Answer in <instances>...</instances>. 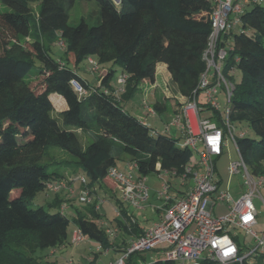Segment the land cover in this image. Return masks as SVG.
<instances>
[{"label":"trees","instance_id":"obj_1","mask_svg":"<svg viewBox=\"0 0 264 264\" xmlns=\"http://www.w3.org/2000/svg\"><path fill=\"white\" fill-rule=\"evenodd\" d=\"M76 1L0 0V26L11 35L0 52V264H47L37 257L39 252L72 244L71 219L60 211L63 199L59 195L48 209L28 206L30 199L47 191L49 183L65 178V173L49 172L58 163L50 156V148L64 150L78 160L72 177L85 173L96 196V185L110 182L118 189L108 171L119 168L126 156L138 165L141 177L161 171L182 176L190 162L191 150L179 139L157 132L125 109L112 82L120 68L128 77L123 96L127 102L141 85H154L157 66L165 64L179 93L190 101L207 68L203 54L212 31V2L81 0L97 3V23L90 25L82 19L71 26L68 10ZM37 3L40 9L35 17L32 5ZM241 21L236 31L224 36V43H230L224 75L235 83L229 121L232 126L246 122L256 136L251 139L245 134L237 145L251 174L259 177L264 175V6H248ZM33 23L35 42L22 45L20 38L32 36ZM60 41L65 43L67 64L63 66L52 56ZM90 58H96L98 65L111 66L94 73L96 86L69 67V63L78 67ZM33 72L42 77L35 87L31 86L35 78L28 79ZM236 72L241 74L240 81L234 78ZM72 82L86 90L87 96L79 98ZM58 98L66 108L55 118L52 113ZM209 109L211 120L225 128L222 113ZM155 112L162 113L159 105ZM182 126L186 128V122ZM80 132L91 133L86 148ZM117 206L118 228L132 241L137 239L143 228L131 222L122 200H117ZM96 207L97 201L76 209L73 223L107 250L115 243ZM122 243L126 248L131 244ZM150 259L151 254H136L128 264H148ZM243 264H264V257Z\"/></svg>","mask_w":264,"mask_h":264},{"label":"built area","instance_id":"obj_2","mask_svg":"<svg viewBox=\"0 0 264 264\" xmlns=\"http://www.w3.org/2000/svg\"><path fill=\"white\" fill-rule=\"evenodd\" d=\"M116 4V0H113ZM214 6L211 16L212 31L207 48L203 54L206 71L200 78L199 85L194 91L192 99L182 108V116L186 119V128L182 122H177L187 134L182 145L192 151H197L198 161L190 160L182 176L174 171H161L171 178L178 180L179 188L174 187L172 181H165L162 177V190L152 191L147 183V177L138 175V165L128 163L125 170L112 167L108 176L117 184L122 192V202L128 208L143 211L156 198L160 205L154 210L163 214L162 218L151 226L144 228L143 233L130 246L122 251V255L114 264H128L131 256L136 254L166 255L167 259L155 261L154 264L171 262L174 264H243L246 260L264 257V233L255 232L259 224V213L254 200L264 199L261 190L264 188V175L254 177L246 166L234 136L235 128L230 124V109L226 112L224 127L221 128L211 119L203 118V107L200 103V94L204 93V104L213 111L221 112L220 93L222 90L230 103L235 83L227 79L224 69L228 58L230 43H224V36L237 30L242 24L241 15L251 5L264 6V0H210ZM63 48L65 43L60 41ZM90 64L95 73L98 66L90 58ZM63 66V65H62ZM128 77L122 74L118 79L115 95L125 94ZM72 86L79 98L87 96L78 83ZM155 115V111L150 110ZM226 129V133H225ZM245 133L241 134L244 137ZM232 138L238 152V161L230 165L233 177L242 176L244 184L240 187L237 198L222 189L223 180L218 173L217 161L224 154L229 139ZM158 169L161 167L158 166ZM160 172V173H161ZM159 173V174H160ZM75 178L84 188L79 194L80 202L92 205L98 196L89 188L88 180L84 175ZM47 191L54 194L68 192L74 194L70 183L65 180L49 183ZM225 205L227 215L218 217L216 207ZM99 210V206L96 207ZM68 206H61L60 211L67 214ZM118 213V212H117ZM130 216V215H129ZM118 217L120 214L118 213ZM131 222H137L134 216ZM233 231L244 232L246 236L254 238V244L246 248L239 234ZM110 233V231H107ZM115 236L119 233L115 230ZM114 236V234H113ZM114 240V238H111ZM86 236L79 230L73 233L72 245L78 246L86 241ZM160 246L167 249H159ZM247 249V252H246ZM94 262V258H90ZM73 264V262L69 263ZM148 264H151L148 262Z\"/></svg>","mask_w":264,"mask_h":264},{"label":"rangeland","instance_id":"obj_3","mask_svg":"<svg viewBox=\"0 0 264 264\" xmlns=\"http://www.w3.org/2000/svg\"><path fill=\"white\" fill-rule=\"evenodd\" d=\"M34 16L36 17L38 11H39V3L32 5ZM5 11H9V9H4ZM99 13V6L96 2H87V1H81L78 0L75 2V4L68 10L69 14V25L71 26H77L82 19H85L88 21L90 25H95L97 23V17ZM31 31L33 32L32 36L28 37H21L20 43L22 45H28L35 42V24L33 23ZM236 31V30H234ZM11 38L10 34H7L2 30L0 26V52H2L3 44ZM60 43V42H59ZM52 56L59 61L61 65H66V55L65 50L61 44H57L53 47ZM95 62V67L98 66L99 69L105 68L103 65H98V61L96 58H92ZM69 67L75 71L77 74H79L82 77H85L88 79L89 84L91 86H96L98 83V79L95 78V74L93 72L94 66L90 64V59L83 60L79 66H75L74 63H69ZM118 74L120 73V68H118ZM234 78L236 81L241 80V74L239 72H236L234 74ZM119 77V76H118ZM118 77H116L112 84H117ZM35 78V79H34ZM29 80H33L34 83L31 84L32 87H35L38 80H41L42 77H39L38 75L31 73ZM142 86V85H141ZM140 86V90L145 91L146 96L143 98L142 96H139L140 102L143 104V106H139L135 108V110L130 107H127V111L131 114L138 117L142 122L147 123L153 127V129H157L161 132L167 133L169 136L179 138V141L181 143H184L183 138L181 137V126H177V122L183 121L182 114L178 116H173L171 113H164L162 115V119L156 118L152 113H150L149 109L155 111V106L151 107L148 105L152 97L150 95L148 96L149 92H156L158 96H169V100H175L179 96V91L176 85L173 84L172 81H169V83L165 80L160 79L158 84L154 85H146L147 89L143 90L144 87ZM155 86L154 88H152ZM139 90V91H140ZM124 94L120 97H117L118 100H120L123 104L126 102L123 98ZM220 104H221V113L223 116V119H226V112L228 109H230V104L228 103L226 99V95L224 91L220 93ZM200 101H206V97L204 93L200 94ZM183 106V105H182ZM64 108V103L55 102V108L52 113L53 117L59 118L60 116V110ZM161 120V121H160ZM167 127L171 129V132H167ZM233 127L235 128L234 136L238 139L241 138V134L245 133L248 138L256 139V136L254 135L253 131L249 128L248 124L246 122L242 123H235L233 124ZM91 133H83L79 134L80 140L82 142V145L84 148L87 147V145L91 142L92 137L90 135ZM228 146L224 150V154L221 158L217 161V168L218 173L220 174L223 183H222V189L225 191H229L237 198V193L240 189V187L243 186L244 181L242 176L239 177H233L230 173V165L232 162L238 161V152L236 149L235 144L232 141V138L229 139ZM50 156L54 159L56 162H60V164L55 163L49 168V172H58L61 174L65 173V178L63 180L68 181L71 185V187L74 190V194H69L68 192H63L60 194H54L49 191L41 192L36 197L30 199L28 202V206L30 209H38L41 207H44L46 209L49 208L48 204L55 198L56 195H59L63 202L61 203V206H68L67 213L70 216L71 219V226H70V233L73 234V231L75 229L73 220L76 216V209H82L83 207H86L87 205H84L80 202L79 194L84 188L75 178H72V175H74V172L76 170V166L78 163V160L71 156L68 152L58 149V148H50L49 149ZM126 161L121 162L119 165V168H123L125 165L130 163V158L126 156ZM200 158L197 151H192L190 154V160H196L198 161ZM51 162V161H48ZM53 162V161H52ZM161 166L160 164L158 165ZM81 175H84L87 180L88 184H90V178L85 173H80ZM160 177L163 178L165 181H172L174 187L179 188L178 180L171 178L170 175L165 174L164 172L159 173H153L147 177V183L152 191V194L155 192H160L162 190V180ZM97 193L98 199L97 206H99V213L103 215V220L101 222L102 225L106 228L107 231H110L109 236L115 243L114 246L110 247L109 249L105 250L102 248V245L98 242L92 241L86 237V241L78 246L75 245H67L64 247V253L62 251L59 252V254L56 253V251L53 250H46L39 252L37 254V257H39L43 262H46L47 264H52L55 262V264H69L73 262V264H114L117 259H119L122 255V251L126 248L128 245H122L124 233L120 231L115 236V230L117 227L115 226L116 219L118 217V211L119 207L117 206V200L122 199V192L120 189H114L110 182H107V184H104L103 186H97ZM93 190V189H92ZM261 195L264 199V188L261 190ZM155 200V201H154ZM151 202H158V200L153 199ZM255 206L257 208V211L259 213V224L254 229L255 232L262 234L264 233V203L261 201V199L256 198L254 200ZM71 204L73 207H71ZM60 206V207H61ZM128 208V206H125ZM97 210V208H96ZM216 213L218 217H223L227 215L228 208L225 205H219L216 207ZM131 214L134 215L136 220L138 221V224L140 227H149L153 222L159 221L158 216L152 212V210L149 208L144 211H136L134 209H131ZM107 224V225H106ZM233 233L239 234V239L244 241L246 244V248H248L250 245L254 244V238L252 236H246L244 232L240 231H233ZM114 234V236H113ZM111 241V242H112ZM60 249V248H59ZM159 249H167L163 248V246H160ZM247 252V249H246ZM94 258V262H90L89 258ZM57 258L59 259V263ZM167 259L166 255H156L151 254L150 263L154 264L155 261L161 260L164 262Z\"/></svg>","mask_w":264,"mask_h":264},{"label":"crops","instance_id":"obj_4","mask_svg":"<svg viewBox=\"0 0 264 264\" xmlns=\"http://www.w3.org/2000/svg\"><path fill=\"white\" fill-rule=\"evenodd\" d=\"M111 66L110 65H107V66H105V68H110ZM122 73H121V71H120V73L117 75V76H120ZM88 83H89V81H88V79L87 78H85V77H83ZM95 78L97 79V76H95ZM160 79H162V80H166L168 83H169V81H172V76H171V74L169 73V71H168V69H167V66L165 65V64H159L158 66H157V76H156V83L155 84H158L159 83V80ZM98 83V82H97ZM98 85V84H97ZM114 86H118V81H117V84H115ZM141 87H144L143 88V90H145V89H147V86L146 85H142ZM155 86H153L152 88H154ZM148 96L150 95V97H152V99H151V101L150 102H152V103H149L148 102V105H150L151 107H153V105L155 106V105H159V107H160V109L162 110V113H157V112H155V117L156 118H158V119H162V115L164 114V113H171L173 116H178V115H180V114H182V108H183V106H184V104L186 103V98H184L180 93H179V96L175 99V100H169L168 99V95L166 96H158V94L156 93V92H149L148 91ZM139 96H142L143 98L146 96V94H145V91H142V90H140L139 91V93L134 97V98H132L131 100H129V101H127V102H125L124 103V106H125V109L127 110V107H130L131 109L133 108L134 110H135V108H137V107H141V106H143V104L140 102V100H139ZM57 102H61V103H64V108L63 109H61L60 111H62V110H64L65 108H66V104H65V102L62 100V99H60V98H58L57 100H56ZM200 103H201V106L203 107V112H202V117L203 118H207V119H211L212 118V111H210V109L204 104V101H200ZM183 105V106H182ZM151 109H149V111H150ZM153 115V114H152ZM135 116V115H134ZM138 118V117H137ZM139 119V118H138ZM140 120V119H139ZM161 121V120H160ZM183 121L184 122H186V119L184 118L183 119ZM182 121V122H183ZM144 124H147V123H144ZM149 125V124H148ZM150 127H152L151 125H149ZM153 128V127H152ZM155 130V129H154ZM156 131L157 132H160V133H164V132H161V131H159V130H157L156 129ZM168 131H170L171 132V129L170 128H168L167 127V132ZM180 131H181V137L183 138V140L185 141L186 140V137H187V134H186V131L181 127V129H180ZM80 134H81V132H80ZM165 134V133H164ZM167 134V133H166ZM168 135V134H167ZM177 139H179V138H177ZM181 143V142H180ZM125 168H126V165L123 167V168H121L122 170H125ZM97 186H100V185H96L95 186V190H96V192L98 191L97 190ZM98 193V192H97ZM153 199H156V198H152V201H153ZM157 200V199H156ZM155 201V200H154ZM160 205V202L158 201V202H156L155 204H154V202H150V204L144 209V210H147V209H151L152 210V212L154 213V214H156L157 216H158V219L160 220L161 218H162V216H163V214L162 213H160V212H156L155 210H154V208L156 207V206H159ZM127 209V212H128V214L130 215V216H134L133 214H131V209L130 208H126ZM143 210V211H144ZM138 222V221H137ZM154 223V222H153ZM152 223V224H153ZM151 224V225H152ZM107 225V224H106ZM150 225V226H151ZM116 227H117V229L116 230H118L119 232L121 231L122 232V234L124 233V231L123 230H120L119 228H118V226H117V224L115 225ZM143 229L144 228H147V227H142ZM76 231V228L74 229V231H73V233ZM123 241L125 240V241H127L128 243H130V242H132V239H131V237L129 236V235H127V234H125L124 233V238L122 239ZM135 240V239H134ZM64 247H61L60 249L58 248V249H55V250H53V251H56V253L57 254H59V252L60 251H62V253L61 254H63L64 253ZM91 258V257H90ZM90 258H89V260H90ZM59 259L57 258V260H55V261H58ZM57 263H59V261L57 262Z\"/></svg>","mask_w":264,"mask_h":264},{"label":"water","instance_id":"obj_5","mask_svg":"<svg viewBox=\"0 0 264 264\" xmlns=\"http://www.w3.org/2000/svg\"><path fill=\"white\" fill-rule=\"evenodd\" d=\"M117 2H120L121 0H116Z\"/></svg>","mask_w":264,"mask_h":264}]
</instances>
